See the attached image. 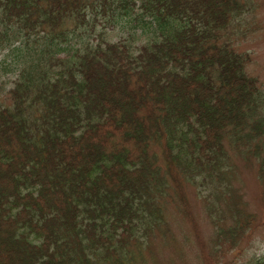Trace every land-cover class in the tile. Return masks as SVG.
Segmentation results:
<instances>
[{
    "label": "trees",
    "instance_id": "trees-1",
    "mask_svg": "<svg viewBox=\"0 0 264 264\" xmlns=\"http://www.w3.org/2000/svg\"><path fill=\"white\" fill-rule=\"evenodd\" d=\"M257 6L0 0V264H264L239 177L264 204V86L233 38Z\"/></svg>",
    "mask_w": 264,
    "mask_h": 264
},
{
    "label": "rangeland",
    "instance_id": "rangeland-1",
    "mask_svg": "<svg viewBox=\"0 0 264 264\" xmlns=\"http://www.w3.org/2000/svg\"><path fill=\"white\" fill-rule=\"evenodd\" d=\"M256 2L258 5L257 12L254 14V20L247 23L248 31L244 35L242 33H236L233 38L234 44L240 50L248 51L250 55L251 61L247 66L248 72L257 76L264 86V0H256ZM116 33V30L110 33L113 37L112 39H115ZM9 78L10 76L8 75L4 77L0 76V83L3 81L8 84L10 80ZM239 177L244 182V199L248 201L250 209L258 214L259 219H263L264 204L261 203L260 200L261 186L258 183L254 170L252 168L249 169L247 167H243V165L239 164ZM185 189L197 218L196 222L199 232L202 233L200 238H204L209 229V225H207L201 205L195 197L194 188L188 186ZM173 207L174 206L171 205L170 212L173 214L175 222L174 226H180L184 234L188 237L190 243L189 245H186V251L187 255L190 257V255L195 251L196 240L190 231V223L186 219L182 218L178 211H176ZM255 237L259 238V242L256 246V248H258L257 252H259V250H264V226L256 232Z\"/></svg>",
    "mask_w": 264,
    "mask_h": 264
}]
</instances>
